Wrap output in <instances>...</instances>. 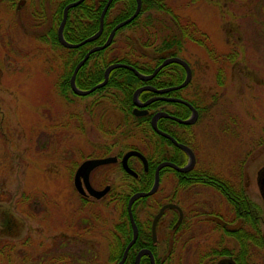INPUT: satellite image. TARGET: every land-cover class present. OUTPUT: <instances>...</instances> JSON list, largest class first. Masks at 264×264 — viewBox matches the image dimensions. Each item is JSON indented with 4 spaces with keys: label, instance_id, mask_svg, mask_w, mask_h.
<instances>
[{
    "label": "rangeland",
    "instance_id": "1",
    "mask_svg": "<svg viewBox=\"0 0 264 264\" xmlns=\"http://www.w3.org/2000/svg\"><path fill=\"white\" fill-rule=\"evenodd\" d=\"M158 1L162 9L144 13L138 24L123 30L110 52L121 58L130 50L143 54L147 60L141 58L140 65L147 69L160 57L188 61L194 76L187 93L205 110L201 165L215 162L227 171L246 167L250 189L257 191L255 178L264 166V0ZM48 9L49 22L53 10ZM120 9L118 3L109 20ZM2 11L0 264H77L81 255L57 252L62 237L71 235L67 223L76 218V227L82 229V222L90 219L94 230L102 222L104 228L100 224L96 231L109 232L119 213L105 202L87 208L74 189V171L98 154H124L132 147L150 154L145 142L152 133L147 126L144 133L140 125L146 123L135 122L120 108L125 96L116 88L85 97L63 95L60 83L68 53L62 48L52 51L46 37L42 43L32 38L31 28L27 33L15 27ZM174 17L184 28L182 23L191 20L208 37L213 55L222 58L223 85L220 65L208 48L183 39ZM172 39L173 46H164ZM145 42L151 47H144ZM112 181L121 183V176ZM106 244L98 255L94 251L99 259L89 264L107 262ZM79 248L86 251L85 246Z\"/></svg>",
    "mask_w": 264,
    "mask_h": 264
},
{
    "label": "flooded vegetation",
    "instance_id": "2",
    "mask_svg": "<svg viewBox=\"0 0 264 264\" xmlns=\"http://www.w3.org/2000/svg\"><path fill=\"white\" fill-rule=\"evenodd\" d=\"M29 7V10L26 9ZM0 9L4 10L3 17L10 19V24L13 22L15 27L26 29L27 33H29L27 29L31 28L34 33L32 38L39 39L40 42L46 37L47 41H50L48 46H51L54 52L60 48L59 28L57 41L49 34L53 26L54 13H51V20L48 22L49 9L43 0H0ZM178 29L181 32L179 27ZM98 46L102 45H95L89 51ZM214 50L215 48H212L208 53L213 55ZM210 57L216 65H220H217L218 79L220 77V85H223L225 70L221 66L222 58L214 55ZM171 58L180 57H160L155 60L156 67L153 70ZM186 62L192 70L193 80V68L188 61ZM186 75L182 65L169 64L149 81L138 79L140 84L136 90L144 87L152 89L143 91L138 97L139 102L134 99L135 90L128 107L123 103L119 105L123 111L131 113L137 123L147 124L149 119L151 128L157 135L160 134L153 129V117L158 113H166L167 118L158 120V128L170 135L176 143L160 135L168 142H162L165 155L158 158L156 149L160 141L157 142L158 138L154 136V143L150 142L147 146L155 156L156 167H150L146 155L137 149H130L124 154H118L119 152L109 155L98 154L86 159L85 161L112 159L110 164L93 169L88 177L92 189L106 193L100 198L92 195L84 178H81V189H78L75 183L77 168L73 175V186L77 195L87 208L88 205L92 207L93 204L99 205L103 202L106 206L107 204L116 206L119 221L109 232H97L96 229L102 223L99 215L96 219L101 223L95 230V224L90 219L82 222L85 227L81 229L75 225L76 218H72V221L67 223L71 235H68L67 239L62 237V241L58 242L59 255L71 257L79 254L81 257L76 259V263L89 264L99 259L94 255V251L98 255L100 247H104V242L107 241L108 259L106 258L107 262L102 264H119L127 246L134 238V226L128 210L130 199L135 194L150 192L158 175L159 184L155 192L137 199L132 206L137 237L124 264H264V192L260 184V173L264 166L257 172L255 178L257 191H254L250 189L252 184L249 182L252 180H249L250 177L248 178L246 174V167L227 171L217 167L215 162L207 164L209 167L201 165L203 148L200 147L199 138L202 129L201 118L205 110L189 98L187 91L192 80L187 86L175 89L185 81ZM166 89L169 91L164 94L153 91ZM154 98L159 99L145 107L136 104V102L145 104ZM136 109H139L138 112L142 115L137 116ZM176 119L184 121V124ZM187 121L191 122L186 123ZM160 125H163V129ZM179 144L183 145L184 149L180 148ZM130 151L144 155L148 167H145L140 158L133 156L128 160L132 172H128L123 161ZM164 162L178 168L165 167L158 173V166ZM114 176H121V183L113 182ZM101 226L103 229L104 225ZM80 246L86 247L84 253ZM118 256L120 259L116 260Z\"/></svg>",
    "mask_w": 264,
    "mask_h": 264
},
{
    "label": "trees",
    "instance_id": "3",
    "mask_svg": "<svg viewBox=\"0 0 264 264\" xmlns=\"http://www.w3.org/2000/svg\"><path fill=\"white\" fill-rule=\"evenodd\" d=\"M43 1L44 3L46 2L48 7H51L53 10V26L49 31V34L51 38L53 37L54 41H57V30L62 22L64 9L67 7V5L79 0ZM107 2L108 0H85L77 7L70 9L68 14V21L64 29L65 39L70 43H81L96 34L100 29L101 14ZM118 3H121V9L118 11V14L114 16L112 20H109L113 9L118 5ZM136 8L137 0H114L105 17L103 34L96 41L92 43H87L77 49H66L63 46L59 45L60 48H62L68 53L67 59H65L66 70L64 71L61 77L60 83L61 93L63 95H67L69 94V92L73 93L70 85L71 77L73 75L75 67L84 58L89 49L95 45H103L107 41L111 31L119 23L129 19L136 11ZM155 8H160V10L162 9V6L158 0H142L141 14L130 24L117 31L113 44L109 48L91 55L89 60L80 69L77 75L76 83L80 89L89 90L94 86L102 83L104 81V73L106 68L114 63H125L131 65L140 70L142 73L146 74L151 73L153 71V67H150L148 69L141 67V58L147 60V58L143 54L137 53L134 50H130L126 54L127 57L121 58L120 56L112 54L110 50L112 49V46L117 42V39L119 38L123 30L131 28L132 26L138 24L140 17H142L144 13L150 12ZM174 21L178 22L179 28L181 29L180 34L183 39L186 38L191 41L194 40L199 44L204 45L206 48H208V50L212 49L208 37L204 34H201L198 31L196 24L193 23L191 20L187 19L185 20V23H182L185 25V28L183 25H181L180 18L174 17ZM175 40L176 39H172L170 41L164 42V46H173ZM143 46L151 47V42H145ZM139 84L140 81L132 71L123 68L116 69L112 72L108 84L104 88L96 90V92L91 95L106 91L109 88H116L124 94L125 106L128 107V105L132 101L133 94ZM146 95L150 96L149 94ZM140 126L143 129L144 133L146 131V126L150 129V132L152 133V136L149 137L150 141L145 142L146 145H150V142H152V144L154 143V136L158 138L157 142L160 141V143L157 144V157L163 158L165 155V148L162 142L165 143L168 141L160 135H157L152 130L149 119H147V124H141ZM160 128L163 129V125H160ZM145 147L149 150L148 146ZM131 149H137L141 152L143 151L142 148L140 149L132 147ZM149 152L150 154H147L145 153V151H143L149 161L150 167H156L157 163L154 162L155 156L151 154L150 150ZM118 259H120V256L116 258V260Z\"/></svg>",
    "mask_w": 264,
    "mask_h": 264
},
{
    "label": "water",
    "instance_id": "4",
    "mask_svg": "<svg viewBox=\"0 0 264 264\" xmlns=\"http://www.w3.org/2000/svg\"><path fill=\"white\" fill-rule=\"evenodd\" d=\"M85 0H79L77 2H74V3H71L69 4L65 10H64V15H63V20L60 24V27H59V30H58V39L61 43V45L65 48H68V49H74V48H79L80 46H83L87 43H91V42H94L95 40H97L103 33V30H104V25H105V17H106V14L112 4V2L114 0H108L102 14H101V19H100V29L99 31L94 34L93 36L89 37L88 39H86L85 41L81 42V43H70L68 42L65 37H64V29H65V26H66V23H67V19H68V13H69V10L72 9V8H75L77 7L78 5H80L81 3H83ZM141 10H142V0H137V8H136V11L134 12V14L127 20L119 23L110 33L107 41L102 45V46H98V47H94L92 48L87 54L86 56L84 57V59L82 61H80L78 63V65L76 66L75 70H74V73L71 77V80H70V85H71V89L72 91L74 92L75 95L77 96H88L90 94H92L93 92H95L96 90L98 89H101L103 87H105L108 83V80H109V77H110V74L116 70V69H120V68H125V69H128L130 71H132L135 76L141 80V81H149L151 79H153L157 74L158 72L164 68L165 66L169 65V64H172V63H178L180 65H182L184 67V69L186 70V79L185 81L178 87H176L175 89H180V88H183L185 86H187L191 80H192V70L189 66V64L180 59V58H171V59H168L166 61H164L155 71L153 74L151 75H145L143 73H141L140 71H138L136 68H134L133 66H130V65H127V64H123V63H115V64H112L110 66H108L105 70V73H104V81L96 86H94L93 88L89 89V90H82L80 89L78 86H77V83H76V79H77V75L80 71V69L85 65V63L87 62V60L89 59V57L94 54V53H97L99 51H102V50H105L107 49L108 47L111 46L113 40H114V37L117 33L118 30H120L121 28L125 27L126 25L130 24L132 21H134L138 16L139 14L141 13ZM147 90H152L150 88H140L138 90H136L135 94H134V99L136 101H138V97L139 95L143 92V91H147ZM154 92H157V93H161V94H164L166 92L169 91V89H166V90H160V91H157V90H153ZM159 98H154V99H151L150 101L146 102L145 104H140L138 102H136V104L140 107H145L147 106L148 104L158 100ZM184 103V102H183ZM194 111L195 109L192 108ZM139 110V109H138ZM138 110L136 109L135 111V114L137 116H140L142 114H140L138 112ZM196 114V112H195ZM168 115L166 113H158L156 114L154 117H153V121H152V126H153V129L158 132L160 135L174 141L176 143V141L170 137V135L168 134H165L163 132H161L158 128V120L160 118H167ZM177 120V119H176ZM178 122L180 123H183L184 124V121L182 120H177ZM191 121H187L186 123H189ZM179 147L184 149V146L183 145H180L179 144ZM133 156H136L138 158H140L145 167H148V161L146 159V157L144 155H142L140 152H137V151H130L128 152L125 157H124V161H123V164H124V167L125 169L128 171V172H132L130 167L128 166V160L129 158L133 157ZM112 162V159L110 158H106V159H98V160H88V161H85L83 162L80 167L78 168L77 170V173H76V177H75V183H76V187H78V189H81V178H84V181H85V184L87 185L89 191L91 192L92 195L96 196L97 198H100L102 197L106 191L104 192H97L95 191L94 189H92L90 186H89V182H88V177L90 175V172L95 169L96 167H99L101 165H106V164H110ZM165 167H173V168H178L177 166L171 164V163H168V162H164L162 164H160L158 166V173L159 171L162 169V168H165ZM183 170V169H180V171ZM157 173V174H158ZM264 169L263 171L260 173V184L263 186L262 187V191L264 192ZM158 184H159V176L157 175L156 176V181H155V184H154V187L152 188V190L148 193H139V194H135L131 199H130V202H129V206H128V210H129V213H130V217H131V220H132V223H133V226H134V238L133 240L131 241V243L127 246L126 250H125V253H124V256L122 258V260L119 262V264H124L125 261H126V258L128 256V253H129V250L130 248L132 247V245L134 244L135 240H136V237H137V229H136V226L134 224V220H133V214H132V206L134 204V202L141 198V197H145V196H149V195H152L155 190L157 189L158 187Z\"/></svg>",
    "mask_w": 264,
    "mask_h": 264
},
{
    "label": "bare ground",
    "instance_id": "5",
    "mask_svg": "<svg viewBox=\"0 0 264 264\" xmlns=\"http://www.w3.org/2000/svg\"><path fill=\"white\" fill-rule=\"evenodd\" d=\"M76 2H77V1H76ZM73 3H74V2H73ZM112 3H113V2H112ZM67 6H68V5H67ZM64 10H65V9H64ZM69 11H70V10H69ZM68 14H69V13H68ZM63 15H64V14H63ZM62 20H63V19H62ZM67 21H68V19H67ZM95 41H96V40H95ZM108 48H109V47H108ZM102 51H103V50H102ZM99 52H100V51H99ZM114 64H115V63H114ZM123 64H125V63H123ZM127 65H128V64H127ZM109 66H110V65H109ZM130 66H131V65H130ZM155 67H156V65L153 67V69H154ZM165 67H166V66H165ZM134 68H135V67H134ZM157 68H158V67H157ZM157 68H156V69H157ZM120 69H122V68H120ZM123 69H125V68H123ZM136 69H137V68H136ZM156 69H155V70H156ZM162 69H163V68H162ZM162 69H161V70H162ZM74 70H75V69H74ZM137 70H138V69H137ZM155 70H153V71L151 72V74H153ZM161 70H160V71H161ZM160 71H159V72H160ZM159 72H158V73H159ZM73 73H74V72H73ZM151 74H149V75H151Z\"/></svg>",
    "mask_w": 264,
    "mask_h": 264
}]
</instances>
